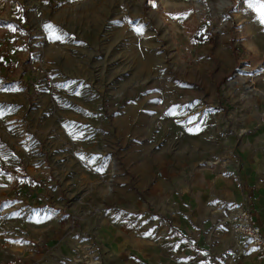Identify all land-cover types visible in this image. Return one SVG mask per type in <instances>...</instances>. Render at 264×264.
<instances>
[{
    "label": "rangeland",
    "instance_id": "374dc122",
    "mask_svg": "<svg viewBox=\"0 0 264 264\" xmlns=\"http://www.w3.org/2000/svg\"><path fill=\"white\" fill-rule=\"evenodd\" d=\"M261 5L0 0V241L34 264H264L235 230L264 199Z\"/></svg>",
    "mask_w": 264,
    "mask_h": 264
},
{
    "label": "built area",
    "instance_id": "2783aa9c",
    "mask_svg": "<svg viewBox=\"0 0 264 264\" xmlns=\"http://www.w3.org/2000/svg\"><path fill=\"white\" fill-rule=\"evenodd\" d=\"M7 39L0 36V46L6 45ZM29 70L42 72L39 66L34 62V59L28 61ZM235 230L241 233L248 241L249 245L255 248L259 255L264 258V231L261 229L259 223L256 221L252 212L248 208H244L235 223ZM0 250L6 253L5 246L0 244ZM0 264H34L33 261L28 260L20 253L11 252L5 258L0 259Z\"/></svg>",
    "mask_w": 264,
    "mask_h": 264
},
{
    "label": "crops",
    "instance_id": "0c3cea01",
    "mask_svg": "<svg viewBox=\"0 0 264 264\" xmlns=\"http://www.w3.org/2000/svg\"><path fill=\"white\" fill-rule=\"evenodd\" d=\"M15 37H16V32H13L11 35H8L6 37L7 44L0 46V62L4 63L5 60L8 61V58L10 57V55H12L11 51L14 48V46H13L14 43H12V41L14 40ZM1 64L2 63H0V69H4V67H2ZM246 194L248 195L247 192H246ZM244 206L252 212L254 218L259 223L261 229L264 231V199L261 198L260 200H258V203H256L252 199V197H249V198H247ZM0 244H3L5 246V250H6V253H4L0 250V259L5 258L6 255H8V253H10V252H16V251H11L13 247L9 248L2 241H0ZM16 248H18V247H16ZM13 250H15V249H13ZM17 253H19V252H17ZM263 260H264V258H263Z\"/></svg>",
    "mask_w": 264,
    "mask_h": 264
},
{
    "label": "snow or ice",
    "instance_id": "6c2138e0",
    "mask_svg": "<svg viewBox=\"0 0 264 264\" xmlns=\"http://www.w3.org/2000/svg\"><path fill=\"white\" fill-rule=\"evenodd\" d=\"M250 6H251V3H250ZM257 11L259 13V20H260L261 24H264V5H261L259 8H257ZM45 27L48 28L49 30L52 29V25H46ZM51 38L54 41L61 39V37L59 35H57L54 31L51 32Z\"/></svg>",
    "mask_w": 264,
    "mask_h": 264
},
{
    "label": "trees",
    "instance_id": "16d2710c",
    "mask_svg": "<svg viewBox=\"0 0 264 264\" xmlns=\"http://www.w3.org/2000/svg\"><path fill=\"white\" fill-rule=\"evenodd\" d=\"M231 50H232L233 52H235V48L231 47Z\"/></svg>",
    "mask_w": 264,
    "mask_h": 264
}]
</instances>
